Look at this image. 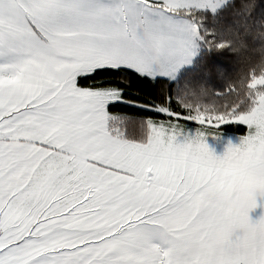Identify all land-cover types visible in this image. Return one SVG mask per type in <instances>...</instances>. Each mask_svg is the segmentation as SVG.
<instances>
[{
  "label": "snow or ice",
  "instance_id": "6c2138e0",
  "mask_svg": "<svg viewBox=\"0 0 264 264\" xmlns=\"http://www.w3.org/2000/svg\"><path fill=\"white\" fill-rule=\"evenodd\" d=\"M224 54L264 57V0H0V264H264L258 204L225 207L264 196V74L247 104L183 102L212 94ZM133 79L187 113L129 99ZM227 124L247 134L218 157L208 126Z\"/></svg>",
  "mask_w": 264,
  "mask_h": 264
},
{
  "label": "trees",
  "instance_id": "16d2710c",
  "mask_svg": "<svg viewBox=\"0 0 264 264\" xmlns=\"http://www.w3.org/2000/svg\"><path fill=\"white\" fill-rule=\"evenodd\" d=\"M221 62L226 67V76L223 79L217 80L216 87L213 88L212 94L204 97L187 96L183 102L192 104H205L216 107L218 110H223V105L227 103L229 106L243 100L247 104V93L249 91L247 85L251 82V76L255 74L260 76L264 74V57L259 54H255L245 62H238L237 58L232 55H221ZM231 84L235 91L227 95L216 96L217 89L223 91V88ZM128 98L137 100L141 104H153L157 106H168L176 113L184 115L187 110L182 107V102H177L174 89H169L167 84H157L149 81H139L133 79L130 87L127 89ZM171 95L172 101L166 103V97ZM243 106V105H242ZM117 112L126 113L130 117L135 119L151 117L158 121H166L168 119H174L166 117L155 111H145L139 108L121 106L116 109ZM179 123L185 124L188 128L196 129L200 126L193 122L180 120ZM131 128H136L137 125L130 124ZM212 133V131H209ZM221 135H238L244 137L247 134V130L244 126L236 124H227L222 126L219 131H214Z\"/></svg>",
  "mask_w": 264,
  "mask_h": 264
},
{
  "label": "clouds",
  "instance_id": "9594fccd",
  "mask_svg": "<svg viewBox=\"0 0 264 264\" xmlns=\"http://www.w3.org/2000/svg\"><path fill=\"white\" fill-rule=\"evenodd\" d=\"M220 193L217 185L211 184L206 189V198L215 201L219 197ZM260 199H264L255 188L245 187L238 191L234 199H228L225 201V207L229 214L241 215L247 205L258 204Z\"/></svg>",
  "mask_w": 264,
  "mask_h": 264
},
{
  "label": "rangeland",
  "instance_id": "374dc122",
  "mask_svg": "<svg viewBox=\"0 0 264 264\" xmlns=\"http://www.w3.org/2000/svg\"><path fill=\"white\" fill-rule=\"evenodd\" d=\"M197 129L198 128L191 130L189 128V132L193 137H195ZM219 129H215L211 126H208V131H212V134L214 135L207 136L206 142L209 145L210 150L215 155H217L218 157H223L229 147V144H231L232 146H239V144L241 143L242 136H238V135L226 136L221 134H218L217 136L215 135L216 133H214V131H219ZM254 211L257 213L256 221L264 217V199H260L258 201V207Z\"/></svg>",
  "mask_w": 264,
  "mask_h": 264
},
{
  "label": "crops",
  "instance_id": "0c3cea01",
  "mask_svg": "<svg viewBox=\"0 0 264 264\" xmlns=\"http://www.w3.org/2000/svg\"><path fill=\"white\" fill-rule=\"evenodd\" d=\"M250 216H251V218H252L253 221H256L257 213L255 211L251 212L250 213Z\"/></svg>",
  "mask_w": 264,
  "mask_h": 264
}]
</instances>
